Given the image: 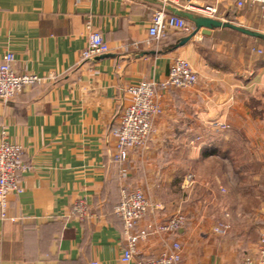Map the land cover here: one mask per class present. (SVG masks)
<instances>
[{"label":"crops","instance_id":"crops-1","mask_svg":"<svg viewBox=\"0 0 264 264\" xmlns=\"http://www.w3.org/2000/svg\"><path fill=\"white\" fill-rule=\"evenodd\" d=\"M161 2L0 0V65L12 53L17 74L56 77L26 87L10 102L0 100V135L6 131L10 142L24 148L29 167L21 175V193L9 196L8 215L16 221L3 220L0 211V264H122L128 242L114 209L125 191L136 189L152 204L137 234L178 212L188 217L179 232L150 234L138 258L179 241L185 264H259L264 42L231 29L201 31L181 47L190 34L170 30L156 42L149 28ZM215 3L168 4L201 15L195 7ZM234 4L221 0L220 20L264 30L257 8ZM90 32L101 34L110 52L83 61ZM177 58L191 63L198 82L163 92L164 113L148 146L130 152L123 165L114 162L125 89L142 80L164 81ZM199 161L202 178L194 177L189 188ZM197 186L202 209L195 211L189 204ZM81 198L90 206L85 221L71 215ZM223 222L229 231L216 234Z\"/></svg>","mask_w":264,"mask_h":264},{"label":"built area","instance_id":"built-area-1","mask_svg":"<svg viewBox=\"0 0 264 264\" xmlns=\"http://www.w3.org/2000/svg\"><path fill=\"white\" fill-rule=\"evenodd\" d=\"M164 4L178 3V0H162ZM220 2L203 4L195 7L202 16L220 20ZM234 6L238 9L246 7L257 8L264 20V0H235ZM224 19V18H223ZM225 21V20H223ZM170 30L191 34L194 26L187 20L171 14L164 6L157 10L152 18L149 35L156 42H160ZM110 47L101 34L90 32L85 49L81 54L83 61L108 54ZM262 53V51H259ZM15 57L7 53L0 65V100L7 103L12 101L26 87L47 81L56 80L55 76H38L32 73L17 74L13 68ZM198 82V73L191 63L185 59L177 58L169 68L168 76L164 81L142 80L125 89L128 103L123 109L119 126L115 130L116 145L112 155L114 162L125 164L130 152L145 149L154 132L155 120L164 113L163 92L170 89H187ZM216 128H226L215 123ZM24 148L8 140L7 132L0 135V211L3 220L16 221L8 215L9 196L22 191L21 175L28 170V165L23 161ZM127 169L122 168L121 175L127 177ZM193 176L187 179L188 185L192 184ZM152 204L150 199L141 189L125 191L114 212L124 225L127 248L121 256L122 264H185L184 247L181 242L173 241L151 257L138 258L139 245L151 234L162 235L179 232L187 225V217L179 212L165 222H160L149 227L148 232L137 234L135 229L138 223L148 214ZM90 206L86 199H79L73 206L71 215L79 221L90 217ZM230 229L228 223H219L215 228L216 234L225 235ZM259 264H264V232L258 244ZM247 264H254L247 259Z\"/></svg>","mask_w":264,"mask_h":264},{"label":"water","instance_id":"water-1","mask_svg":"<svg viewBox=\"0 0 264 264\" xmlns=\"http://www.w3.org/2000/svg\"><path fill=\"white\" fill-rule=\"evenodd\" d=\"M161 6H164L171 14L176 15L189 21L194 26V31L187 37L183 38L178 47L184 46L190 41L196 34L202 31L203 34L209 33L214 29H231L243 35L249 36L251 38L260 40L264 42V33L259 31H254L239 25H236L229 21H223L219 19H214L202 15H197L193 12L183 10L181 8L173 7L170 4H164L161 2Z\"/></svg>","mask_w":264,"mask_h":264},{"label":"rangeland","instance_id":"rangeland-1","mask_svg":"<svg viewBox=\"0 0 264 264\" xmlns=\"http://www.w3.org/2000/svg\"><path fill=\"white\" fill-rule=\"evenodd\" d=\"M228 2H231V1H228ZM261 24L264 26L263 21L261 22ZM260 29L261 30H259V31H264L263 27ZM191 174H193V178L195 177L197 180L202 178V161H199L193 165V168L191 170ZM195 178H194V180H195ZM189 186H190L189 188H192L193 183ZM193 192H194V196H193L192 200L193 199L194 200L189 204V206H190V209H194L195 211H197L199 209H202V186L195 187V189L192 191V193ZM181 213H183V212H181ZM183 214L187 217V215L185 213H183ZM187 220H188V217H187Z\"/></svg>","mask_w":264,"mask_h":264},{"label":"trees","instance_id":"trees-1","mask_svg":"<svg viewBox=\"0 0 264 264\" xmlns=\"http://www.w3.org/2000/svg\"><path fill=\"white\" fill-rule=\"evenodd\" d=\"M189 22V21H188ZM190 23V22H189Z\"/></svg>","mask_w":264,"mask_h":264}]
</instances>
